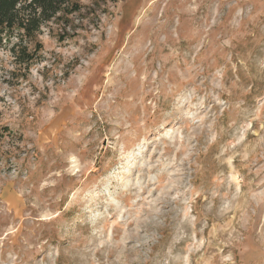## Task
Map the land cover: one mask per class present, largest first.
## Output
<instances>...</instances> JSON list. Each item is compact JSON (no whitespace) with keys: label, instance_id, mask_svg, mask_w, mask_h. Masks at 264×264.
Masks as SVG:
<instances>
[{"label":"rangeland","instance_id":"374dc122","mask_svg":"<svg viewBox=\"0 0 264 264\" xmlns=\"http://www.w3.org/2000/svg\"><path fill=\"white\" fill-rule=\"evenodd\" d=\"M73 2L0 49V264H264V0Z\"/></svg>","mask_w":264,"mask_h":264},{"label":"trees","instance_id":"16d2710c","mask_svg":"<svg viewBox=\"0 0 264 264\" xmlns=\"http://www.w3.org/2000/svg\"><path fill=\"white\" fill-rule=\"evenodd\" d=\"M80 11V6L73 0H0V49L8 48L15 55V60L29 68L35 59V54L27 52L21 47L20 40L11 44L14 36L24 39L33 38L44 22H48L58 15H72Z\"/></svg>","mask_w":264,"mask_h":264}]
</instances>
